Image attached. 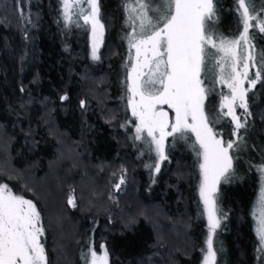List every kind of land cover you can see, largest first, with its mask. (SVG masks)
<instances>
[{
    "label": "trees",
    "instance_id": "1",
    "mask_svg": "<svg viewBox=\"0 0 264 264\" xmlns=\"http://www.w3.org/2000/svg\"><path fill=\"white\" fill-rule=\"evenodd\" d=\"M127 2L135 6L134 0ZM125 3L98 0L105 28L95 67L88 61L87 25L80 14L81 8L86 13V3L72 9V19L66 21L61 0H23V18L15 0H0V183L36 205L47 264H86L89 247L99 255L102 243L108 264H193L198 256L195 241L203 226L195 215L196 151L190 134L185 133L189 152H170L165 146L167 159L160 161L153 179L146 180L125 139L121 136V148L119 137L116 140L121 133L112 124L126 114L128 35L139 24L133 22L131 8L125 11ZM215 3L211 31L219 44L220 38L238 37L243 25L237 0ZM250 7L254 15H264V0H251ZM249 34L254 47L243 45L242 55L252 51L256 66L248 70L255 78L253 69L264 72V33L254 27ZM218 72L215 67L211 84L216 94L206 96V110L213 119L219 117L214 130L225 141H237V147L231 152L232 184L217 185L223 248L216 260L264 264L255 228L258 169L264 165V75L248 87V112L236 108L241 122L252 129L241 136V128L238 140L229 128L234 124L221 114L226 86L219 88ZM118 174L124 183L117 190L113 183ZM70 193L75 207L68 204ZM154 209L164 217L160 225L152 222Z\"/></svg>",
    "mask_w": 264,
    "mask_h": 264
},
{
    "label": "snow or ice",
    "instance_id": "2",
    "mask_svg": "<svg viewBox=\"0 0 264 264\" xmlns=\"http://www.w3.org/2000/svg\"><path fill=\"white\" fill-rule=\"evenodd\" d=\"M15 2L23 18V0ZM83 2L88 4L90 11L85 14L81 8L80 14L85 25L91 24L92 58L97 60L105 26L100 20L98 0ZM237 3L243 31L233 39L220 38L219 44L209 23L216 15L215 0H134L135 6L126 0L124 5L126 12L131 8L133 22L139 21L128 35L129 47L135 50V63L125 81L127 91L131 93L127 98V107L135 118V136L132 138L143 140L149 146L154 145L158 161H163L167 159L164 149L167 137L177 133L180 138H185V133L195 136L199 149L195 145L192 147L202 161L199 163V187L209 229L204 264H216L213 235L219 227L217 185L222 181L228 182L235 174L231 152L237 147V141H225L222 134L214 130L213 125L219 117L213 119L206 110L207 89L201 76L212 58V53L207 49L216 48L224 54L217 64L221 68L222 81L230 89V96H222L220 109L222 115L231 117L235 126L232 135L238 140L242 139L238 133L245 124L237 115L236 108L248 112L246 95L249 89L243 87L244 81L247 79L250 86H255L264 75V72L257 70L255 78L249 77L247 69L256 66L254 56L252 51L247 57L242 55L243 45H247L250 50L254 47L249 29L255 27L264 33V15L253 14L255 9L250 7L251 0L248 3L246 0H237ZM61 4L64 19L71 21V11L80 6L81 0H61ZM225 58L231 61L232 68L227 75L223 74L222 61ZM241 63L243 71L238 70ZM260 68L264 69V52L261 53ZM84 106L85 102L81 101V107ZM163 106H167L174 117ZM225 108L227 112L222 111ZM144 133L151 139L144 137ZM154 167L156 172L160 171L159 162ZM258 170L262 173V184L258 197L260 216L256 233L261 249H264V165ZM123 183L122 174L120 182L114 187L118 190ZM68 204L76 206L71 194ZM43 235L40 213L33 201L25 199L23 195L13 194L8 184L0 183V264H47L45 248L40 239ZM100 250L101 254L98 255L95 249L89 247L90 264H108V253L103 243L100 244Z\"/></svg>",
    "mask_w": 264,
    "mask_h": 264
},
{
    "label": "rangeland",
    "instance_id": "3",
    "mask_svg": "<svg viewBox=\"0 0 264 264\" xmlns=\"http://www.w3.org/2000/svg\"><path fill=\"white\" fill-rule=\"evenodd\" d=\"M82 1L83 0H81V2ZM247 3H248V0H247ZM84 4H85V2H84ZM88 11H90L89 6H87L86 13ZM81 20L83 21L82 18H81ZM209 23L211 24L212 21H210ZM64 27L67 28V25H65ZM85 31L87 33L88 61H89V64L91 66H95L96 67L98 65V63H99V60H100V49H101V46H102L103 37H102V42L99 43L98 52H97V55L99 56V59L93 60V58H92L93 36H92L91 24H87ZM219 38H220V36H219ZM208 51L210 53H212V58L208 62L207 70L204 73H202V76H201V78L205 82V87L207 89V97H212V95L216 94L212 90V84H211V75H212L213 69L215 67H216L217 71H219L217 73V75H219V73H220V75H219L220 81H219V85H218L219 88L223 91L224 85H225L226 86L225 95H229L230 96V89L227 87L226 82L222 81V79L220 77L221 76V68L217 64V61L221 60V57H223L224 54H223V52L220 53V51H218V55L216 56L215 55L216 54L215 48H211V47L208 48ZM245 54H248V53H245ZM245 57H247V55H245ZM230 62L231 61L229 59H227V58H225L222 61V63L224 64V73H223L224 75H227V73L232 71ZM133 63H135V50L131 49L130 63L128 65V68H127L126 73H125V80H126V77L128 75V71L131 69V66H132ZM238 70H241V71L244 70L243 67H242V63L240 65H238ZM249 70L247 69L248 73L250 72ZM254 74H255V72H254V69H253V75ZM120 81H121V78H119L118 82H120ZM246 83H247V79L244 81L243 87L248 88L250 85H249V83L248 84H246ZM227 88H228V90H227ZM125 89H126V97H125V101L123 103L124 104V108L126 109L125 118L124 119L123 118L122 119L118 118L117 121L113 122V124H112V126L115 128V131H118V132L121 133L120 136L116 137V140H118V137H119V139H120V147L119 148H121L122 145H123V141L121 139V136L125 139L124 142H125V145L127 147V150L133 156V158L139 163V165L141 167V172H142L145 180L146 179H150V178L153 179L152 176L156 172L154 166H155V164L157 162H159V164H160V161H158V156L156 154L154 145L149 146V145H146L143 140L137 141V140H134L132 138V137L135 136V127H134L135 118L132 116L131 109L127 107V98H128L129 95H131V93H129L127 91V84L125 85ZM137 99H138V97H137ZM220 102H222V98H221ZM236 104L237 105L239 104L238 100L236 101ZM163 107L170 113V115H172L174 117V113H171V110L167 109V106H163ZM224 110L227 112V108H225ZM229 119L231 120V117H229ZM220 123H221V120H220ZM121 125H124V127H122ZM229 128H230L231 133H233L235 127H233V129L231 127H229ZM251 130H252L251 128L248 129V127H247V125L245 123V127L242 130L243 134H241V136H243V135L245 136V133L247 134V132H250ZM189 134H190V136L192 138V142L195 144V148L199 149V145L196 144V142H195V136L192 133H189ZM142 135L147 138V134L146 133H144ZM147 139L150 140L151 138H147ZM165 146H167V148H168V150L170 152H172L174 150H177V151L187 150L189 152V149H190V147L188 145V140H187L186 134H185V138H180V134L179 133L175 134L174 136L167 137L166 140L164 141V149H165ZM68 155H70V154H68ZM61 157H62V155H61ZM193 159H195V160H193V163H195V165H194V177H193V182H192L193 183V188H194V190H193V192H194L193 199H194V205L196 207L195 208V210H196L195 211V215L199 216L201 218L200 219L198 217V221L203 226V230H202V228L200 230V234H199L200 238L197 241H195V251L197 252L198 256H197L196 260H194L193 264H204L203 257H204V255L206 253V250H207L206 241H207V238H208L209 229H208L207 214L204 211V204H203V201H202L201 196H200V187H199L200 186V182H201L199 163L202 162V161H201V158L197 157V155H195V157ZM146 165H151L152 167H146ZM120 178H121V176H120V174H118L117 178H116L117 179L116 182L113 183V188H115L114 187L115 184L120 182ZM232 182L233 181H231V178H230L228 182H223L222 181L220 184L227 186V185L232 184ZM260 184H262V173H261V182H260ZM146 188L147 187H145V189ZM260 192H261V185H260V188L258 190V197H259ZM70 194L73 196L72 193H70ZM90 196H92V195L90 194ZM216 196L218 197L217 204H218V207L220 209L219 213H221V215H219V214H217V215L220 216L219 217V223H221V221H222L221 217H223L222 216V205L220 204L222 195L219 194L218 190L216 192ZM68 198H69V196H68ZM102 210L105 211V208L102 209ZM259 216H260V208H259V211L256 213V225H257V220H258ZM151 218H152V222H154V223H156L158 225H160V223L164 220V217L162 216V213L159 212L158 210H155V209H154V213H152V217ZM219 228H220V226H219ZM219 228L216 229V231H215V233L213 235V246H214V250L216 251V255H217V252H218L217 250H221L223 248V246L221 244V240H220L221 239L220 238L221 234H220ZM255 228H256V226H255ZM260 247H261V245H260ZM262 250L264 252V249H262ZM99 254H101V252H99ZM90 261H91V255H87L86 264H90ZM216 262H218V261L216 260ZM218 263L222 264L221 262H218Z\"/></svg>",
    "mask_w": 264,
    "mask_h": 264
},
{
    "label": "water",
    "instance_id": "4",
    "mask_svg": "<svg viewBox=\"0 0 264 264\" xmlns=\"http://www.w3.org/2000/svg\"><path fill=\"white\" fill-rule=\"evenodd\" d=\"M166 110V109H165ZM167 111V110H166Z\"/></svg>",
    "mask_w": 264,
    "mask_h": 264
}]
</instances>
